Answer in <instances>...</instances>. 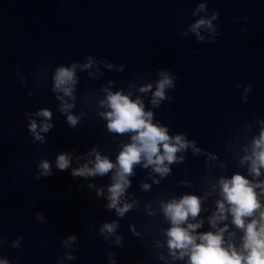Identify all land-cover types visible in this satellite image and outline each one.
Returning a JSON list of instances; mask_svg holds the SVG:
<instances>
[{"label":"water","instance_id":"water-1","mask_svg":"<svg viewBox=\"0 0 264 264\" xmlns=\"http://www.w3.org/2000/svg\"><path fill=\"white\" fill-rule=\"evenodd\" d=\"M198 2L0 0V234L9 241L17 236L23 240L22 249L5 245L0 254L18 258L13 264H56L65 251L60 240L69 234L77 236L76 259L64 264H107L109 250L116 254L117 264H161L146 247L153 233L143 226L150 218L129 212L118 228L122 247L107 243L97 228L117 217L104 208L102 198L89 192L87 180L55 169L56 154L73 148L83 153L96 145L115 160L117 141L127 139L108 134L104 122L97 121L91 111L77 128L68 127L50 91L51 71L58 65L83 62L88 54L125 65L123 72L102 68L104 76L99 81L89 79L86 72L78 73V96L109 79L116 88L126 87L136 74L143 82L156 79L158 68L169 69L177 77L175 89L169 92L173 99L154 110L156 119L172 132H187L202 149L217 153L228 163V175L243 171L235 168L228 141L235 140L236 130L254 117L264 119V0H208L209 10L219 11L216 23L221 34L214 44L180 35L194 21L192 10ZM245 16L246 22L241 20ZM44 66L47 79L37 71ZM17 71L26 77V86L21 85ZM249 84L252 92L245 103L241 93ZM32 88L35 92L29 97ZM41 107L52 110L54 127L47 142L37 147L31 143L24 113ZM80 107L78 103L75 111ZM41 158L53 162L54 175L36 180ZM172 171L150 192H141L138 182L145 173L137 168L129 191L142 203L162 195L199 194L207 175L202 156L189 152L186 162L173 165ZM179 180L191 181L192 187H179ZM95 182L107 184L108 177ZM78 184L84 187L77 189ZM213 201L214 197L208 202L210 210ZM38 211L47 223L35 219ZM129 224L143 236H133ZM206 230L205 222L200 231Z\"/></svg>","mask_w":264,"mask_h":264},{"label":"clouds","instance_id":"clouds-1","mask_svg":"<svg viewBox=\"0 0 264 264\" xmlns=\"http://www.w3.org/2000/svg\"><path fill=\"white\" fill-rule=\"evenodd\" d=\"M207 4L208 0H199L192 10L195 19L184 28L181 36L191 35L200 43L216 42L221 34L216 23L219 11L209 10ZM247 19L246 16L241 18L245 22ZM102 68L123 72L125 65L88 54L83 62L56 66L50 75V91L57 101L56 110L65 117L70 129L77 128L91 111L97 121L104 122L108 134L127 137L117 141L115 160L96 145L83 153L75 148L62 151L54 159L56 170L68 171L73 178L87 180L89 192L102 198L104 208L117 217L101 222L97 228L99 235L107 243L122 247L123 236L118 232L120 219L136 211L150 218L143 226L144 231L153 233L151 243L146 247L155 253V259L161 264H264V119L254 117L236 130L235 140L228 141L235 168L243 170L228 175V163L220 160L217 153L202 149L196 140L188 138L187 132H172L156 119L154 110L164 101L173 99L169 92L175 89L177 77L169 69L158 68L156 79L143 82L141 75L136 74L126 87L116 88L115 82L109 79L98 89H90L78 96V73L86 72L89 79L99 81L104 76ZM37 71L48 78L46 66ZM16 76L21 85H27V79L20 71ZM236 87L239 89L241 85L237 83ZM34 92L35 88L29 89L27 95L31 97ZM250 92L252 85L243 87V102L247 103ZM78 103L81 107L75 111ZM24 115L31 143L37 147L44 145L47 134L54 127L52 110L41 107ZM189 152L194 157L204 158L207 175L201 180L199 194L162 195L142 203L141 198L129 191L137 168L145 173L138 182L139 190L150 192L153 185L158 186L172 176L173 165L186 162ZM52 165V161L41 158L36 164L34 179L53 176ZM103 177H108V183L98 186L96 178ZM177 185L190 188L192 182L179 180ZM76 187L80 189L84 185ZM213 197L214 208L210 210L208 202ZM209 211L210 214L202 215ZM35 219L47 223L42 212H36ZM205 222L208 230L200 231ZM128 229L138 238L144 234L133 224H129ZM5 245L22 249V237L9 241L0 234V249ZM76 245L75 234L61 239L60 246L65 251L58 255L56 264L75 260ZM14 259L18 258L10 259L0 254V264H13ZM107 264H117L116 254L111 250L107 251Z\"/></svg>","mask_w":264,"mask_h":264}]
</instances>
